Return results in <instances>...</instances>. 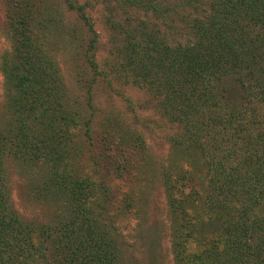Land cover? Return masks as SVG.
<instances>
[{"label": "trees", "instance_id": "trees-1", "mask_svg": "<svg viewBox=\"0 0 264 264\" xmlns=\"http://www.w3.org/2000/svg\"><path fill=\"white\" fill-rule=\"evenodd\" d=\"M192 1L197 12L187 40L174 41L151 21L166 20L168 13L154 0H119L125 19L110 20L109 68L126 84L145 89L177 126L175 155L160 173L171 196L175 264H264V0ZM3 2L11 46L0 71L12 122L0 127V264H124L99 222L90 223L94 212L80 209L85 202L78 209L72 204L69 215L59 205L40 228L23 221L11 204L9 157L28 166L48 163L40 195L54 204L81 200L89 182L108 189L105 180L101 185L89 175L82 179L71 167L73 130L84 119L67 101L47 35L51 21L42 9L50 11L51 0ZM66 2L96 34L77 0ZM140 9L146 14L134 16L132 10ZM96 43L94 35L85 51L93 74L89 102L94 84L105 78ZM125 137L133 150L124 170L114 172L118 180H133L143 170L137 155L146 156L147 147L135 130ZM105 207L101 201L97 209L102 214Z\"/></svg>", "mask_w": 264, "mask_h": 264}, {"label": "rangeland", "instance_id": "rangeland-1", "mask_svg": "<svg viewBox=\"0 0 264 264\" xmlns=\"http://www.w3.org/2000/svg\"><path fill=\"white\" fill-rule=\"evenodd\" d=\"M118 1L77 0V4L84 8L96 34L89 31L87 23L81 20L76 9H70L66 0H51L50 11L48 7L42 9V14L47 13L50 16L51 26L49 30L48 25L46 26L47 35L52 38L51 49L60 69L61 82L68 91L67 101L81 112L84 119L73 130L71 167L77 172L76 176L82 179L84 175H89L101 185L105 180L103 185L108 190L104 189L103 192L99 184L89 182L83 188L85 196H82L81 200L72 201L69 197L70 200L65 199L63 203L59 201L58 204H54L40 195V187L46 181L45 170L48 163L41 167L36 163L28 166L22 160L17 161L9 157L5 160V168L11 204L23 221L40 228L51 221L59 210V205L64 215H69L74 210L72 204L78 209V206L85 202L84 207L81 206L80 209L85 210V213L86 209L94 212L88 217L90 223L99 222L107 234V243L111 248L115 249V245L119 248L122 263L175 264L171 244L172 218L169 204L171 196L163 187L160 173L163 165H167L168 159L175 155L173 139L177 133V126L174 127L160 114L145 89L126 84L125 80L111 73L109 64L113 62L111 56L113 33L110 20L125 19ZM154 1L168 13L166 20L162 17L152 18V23H156L174 41L187 40L190 18L197 12L195 2ZM132 11L136 17L146 14L142 9ZM8 26L4 2L0 0V60L11 46ZM93 34L97 39L96 61L100 65L99 69L105 73V78L94 84L92 90L94 99L90 101L92 103L90 107L88 84L92 81L93 74L85 60V51L89 48ZM11 122L5 97L4 77L0 71V127H10ZM130 130L140 133L147 147V155H137L136 163L143 169L139 170L141 174L136 175L133 180L126 178L118 180L114 172L115 167L122 166L124 170L127 157L133 150L128 146L129 138L125 137ZM124 146L128 147L125 151L122 149ZM227 153L228 151L222 154ZM68 174L71 176L73 173ZM72 182L69 178L66 179L68 187H71ZM108 191L109 195L105 196L104 193ZM101 201L106 205L102 214L97 209ZM80 231L81 235L86 232L81 229ZM91 231L92 229L89 230ZM100 237L96 239L99 241Z\"/></svg>", "mask_w": 264, "mask_h": 264}]
</instances>
